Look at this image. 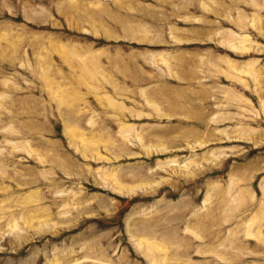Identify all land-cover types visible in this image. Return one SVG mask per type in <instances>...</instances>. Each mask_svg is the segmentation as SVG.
Segmentation results:
<instances>
[{"label":"rangeland","instance_id":"374dc122","mask_svg":"<svg viewBox=\"0 0 264 264\" xmlns=\"http://www.w3.org/2000/svg\"><path fill=\"white\" fill-rule=\"evenodd\" d=\"M0 264H264V0H0Z\"/></svg>","mask_w":264,"mask_h":264}]
</instances>
